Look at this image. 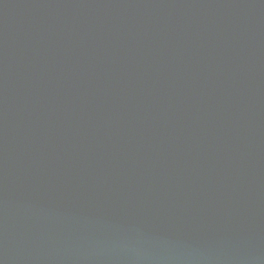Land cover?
Segmentation results:
<instances>
[{"label": "water", "instance_id": "water-1", "mask_svg": "<svg viewBox=\"0 0 264 264\" xmlns=\"http://www.w3.org/2000/svg\"><path fill=\"white\" fill-rule=\"evenodd\" d=\"M0 264H264V0H0Z\"/></svg>", "mask_w": 264, "mask_h": 264}]
</instances>
